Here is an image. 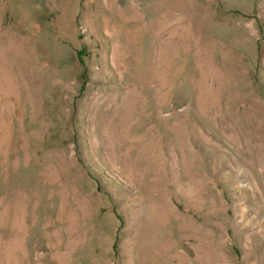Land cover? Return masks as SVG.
Instances as JSON below:
<instances>
[{
    "label": "rangeland",
    "instance_id": "374dc122",
    "mask_svg": "<svg viewBox=\"0 0 264 264\" xmlns=\"http://www.w3.org/2000/svg\"><path fill=\"white\" fill-rule=\"evenodd\" d=\"M0 264H264V0H0Z\"/></svg>",
    "mask_w": 264,
    "mask_h": 264
},
{
    "label": "trees",
    "instance_id": "16d2710c",
    "mask_svg": "<svg viewBox=\"0 0 264 264\" xmlns=\"http://www.w3.org/2000/svg\"><path fill=\"white\" fill-rule=\"evenodd\" d=\"M81 55V54H80Z\"/></svg>",
    "mask_w": 264,
    "mask_h": 264
}]
</instances>
